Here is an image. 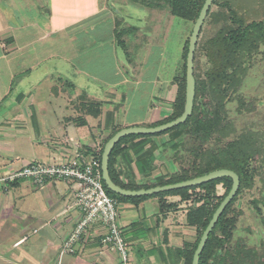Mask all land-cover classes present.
<instances>
[{
    "label": "crops",
    "instance_id": "obj_1",
    "mask_svg": "<svg viewBox=\"0 0 264 264\" xmlns=\"http://www.w3.org/2000/svg\"><path fill=\"white\" fill-rule=\"evenodd\" d=\"M136 1L0 0V177L33 162L99 157L116 130L171 115L174 78L164 85L131 76L129 50L117 40L120 25L138 34L137 23L148 18L124 10ZM143 102L150 108L144 113ZM168 141L124 143L115 165L119 181L142 187L168 180L179 168ZM78 188L66 182L41 188L31 179L0 183V264H120V254L102 243L108 231L101 221L64 252L82 220L74 205ZM163 199L177 207L162 213L161 197L119 202L131 264H185L198 240L199 228L187 223L192 204Z\"/></svg>",
    "mask_w": 264,
    "mask_h": 264
},
{
    "label": "trees",
    "instance_id": "obj_2",
    "mask_svg": "<svg viewBox=\"0 0 264 264\" xmlns=\"http://www.w3.org/2000/svg\"><path fill=\"white\" fill-rule=\"evenodd\" d=\"M205 1L154 0L152 7L157 6L161 9L163 2L167 5L172 16L194 25ZM252 16L255 18H251ZM208 24L216 30V35L208 41L202 42V34ZM120 35L117 31L118 43L124 46V43L120 42ZM189 41L190 36L183 44L182 73L174 77V83L178 89L172 106L173 111L164 121L149 127L169 123L184 113ZM262 45H264V0H214L202 27L195 52L196 95L192 115L184 124L160 134L126 136L115 145L110 156L111 179L119 187L133 191L177 184L221 169L232 170L238 174L241 184L237 195L211 232L200 256L199 264H264V242L259 250L247 248L240 242L231 245L237 221L229 214L242 192L254 185L257 173L254 162L259 148L264 146L261 139L253 136V133L236 131L232 123L229 122L226 106V98L231 93L237 92L241 86L245 60L259 51ZM203 56L212 65V69L205 74L199 72L200 59ZM243 105L244 102L241 101V106ZM118 131L120 130H116L109 139ZM216 135H219V139L216 138V144L210 148L211 141ZM160 136H169L166 151L168 150L167 154L174 162L178 163V170L168 180L161 181L156 186L141 187L122 184L118 179L115 165L117 157L123 151V144L139 138ZM103 150L104 148L98 157L101 164ZM185 160H189V162L184 165ZM103 185L106 192L119 202L137 204L149 197H161L160 210L162 213L177 207L175 204L167 203L163 199L164 197L179 196L182 201L191 203L187 214V223L199 228L198 240L188 253L185 263L192 264L201 236L214 213L232 189L233 180L221 178L200 186L143 197L117 195L107 189L104 180ZM220 185L225 188V193L222 196L218 194ZM254 203L257 205L258 201H254Z\"/></svg>",
    "mask_w": 264,
    "mask_h": 264
},
{
    "label": "rangeland",
    "instance_id": "obj_3",
    "mask_svg": "<svg viewBox=\"0 0 264 264\" xmlns=\"http://www.w3.org/2000/svg\"><path fill=\"white\" fill-rule=\"evenodd\" d=\"M146 1L137 0L135 6L124 9L135 11L136 16L142 18L148 16V18L147 20L143 18L141 23H137L141 27L138 34L125 31L124 24L120 25V42H124L126 49L129 50L127 60L133 66L135 64L138 66L136 70L131 66V76H138V79L147 80L146 82L159 78L164 85H168L175 76L182 73L183 44L191 36L194 25L172 16L163 2L162 8L159 9L157 6L152 7L154 0ZM152 17L153 22L149 21ZM147 26L152 28L148 30ZM215 35L216 30L208 24L202 34V42L208 41ZM203 58L204 56L200 59L199 65L201 74L212 69L208 59ZM245 61L239 90L226 98L228 118L236 131L253 133V136L261 139L264 146V45ZM241 101L244 102L243 106ZM139 108L142 113L150 109L147 102L139 104ZM216 138L219 139V135L211 141L210 148L216 144ZM187 162L189 160H185L183 164ZM254 167L257 169L254 185L242 192L229 216L235 217L237 221L231 245L240 242L247 248L259 250L264 242V147L259 148ZM218 188V194L224 195L225 188L222 185ZM254 201H258L257 205Z\"/></svg>",
    "mask_w": 264,
    "mask_h": 264
},
{
    "label": "built area",
    "instance_id": "obj_4",
    "mask_svg": "<svg viewBox=\"0 0 264 264\" xmlns=\"http://www.w3.org/2000/svg\"><path fill=\"white\" fill-rule=\"evenodd\" d=\"M22 179H31L41 188L53 182L78 185L74 205L81 211L82 220L65 243L64 252H73L74 246L86 236L90 225L101 221L108 231L102 243L120 254V264H131L127 243L118 224L119 201L104 188L102 164L98 157L78 153L66 162L29 163L21 170L0 177V183L14 184Z\"/></svg>",
    "mask_w": 264,
    "mask_h": 264
},
{
    "label": "water",
    "instance_id": "obj_5",
    "mask_svg": "<svg viewBox=\"0 0 264 264\" xmlns=\"http://www.w3.org/2000/svg\"><path fill=\"white\" fill-rule=\"evenodd\" d=\"M214 0H206L204 6L200 12V15L194 24L192 34L190 36L189 41V51L187 55V71H186V104L184 113L174 121L169 123L159 125L156 127H142V126H135V127H128L121 129L118 131L109 141L106 143L103 154H102V173H103V180L107 189L117 195H121L124 197H143V196H151L155 194L165 193L172 190H178L183 188H190L195 186H200L202 184L209 183L211 181L221 179V178H231L233 180L232 189L230 190L229 194L225 197L222 201L216 212L214 213L209 225L207 226L206 230L203 232L198 247L193 256L192 264H199L200 256L208 242L209 236L213 231L214 227L216 226L219 218L222 216L228 205L237 195V192L240 188V177L237 173L232 170L228 169H221L217 171H213L208 175L197 177L188 181H184L177 184L166 185L161 187H155L151 189H144V190H127L119 187L114 181L111 179L109 173V160L113 148L115 145L124 137L130 135H155L166 132L172 128H175L181 124H184L188 118L192 115L194 109V101L196 95V79L194 75V61H195V52L199 40V36L204 25V22L207 18L208 12L213 4Z\"/></svg>",
    "mask_w": 264,
    "mask_h": 264
}]
</instances>
